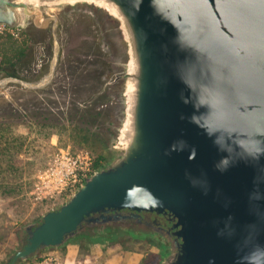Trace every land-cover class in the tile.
I'll list each match as a JSON object with an SVG mask.
<instances>
[{
  "label": "water",
  "instance_id": "obj_1",
  "mask_svg": "<svg viewBox=\"0 0 264 264\" xmlns=\"http://www.w3.org/2000/svg\"><path fill=\"white\" fill-rule=\"evenodd\" d=\"M81 3L114 18L126 44L117 154L23 226L4 264L85 229L124 230L125 210L176 219L181 242L161 264H264V0H0V25L46 28L41 8Z\"/></svg>",
  "mask_w": 264,
  "mask_h": 264
},
{
  "label": "rangeland",
  "instance_id": "obj_2",
  "mask_svg": "<svg viewBox=\"0 0 264 264\" xmlns=\"http://www.w3.org/2000/svg\"><path fill=\"white\" fill-rule=\"evenodd\" d=\"M66 7L41 8L46 28L30 19L24 30L0 29L9 45L27 49L26 57L7 69L9 75L0 69V82L16 81L0 85V264L13 253L23 226L68 200L64 193L48 194L44 172L66 155L82 162L98 155L107 159L109 140L124 119V90L122 98L112 85L123 55L125 74L128 61L119 23ZM158 261L152 240L122 236L96 249L82 241L45 250L22 264Z\"/></svg>",
  "mask_w": 264,
  "mask_h": 264
},
{
  "label": "flooded vegetation",
  "instance_id": "obj_3",
  "mask_svg": "<svg viewBox=\"0 0 264 264\" xmlns=\"http://www.w3.org/2000/svg\"><path fill=\"white\" fill-rule=\"evenodd\" d=\"M66 8H86L98 14L100 19L104 20L108 17L111 21H113V23L118 24V22L108 16L105 11L92 5L77 4ZM123 57L124 61L120 64L122 69L118 75H115L114 81L112 82V85L115 86V92L121 94V96L123 95L124 90V65L126 63V55H123ZM116 134L117 133L115 131L109 140L108 157L103 163L102 168H105L106 164L116 157L117 150L114 148V139L116 138ZM123 213L131 217L128 228L124 230L118 228L116 230H109L108 232L100 231L99 233L95 231L96 229H85L84 235L87 236V239H78L73 244L85 241L88 245H91L96 249L103 247L106 244L117 242L122 236H129L136 239L152 240L159 249V261L157 264H161L165 258H169L172 254H176L177 243H180L181 240L174 236L176 229H173V225L176 223V219L172 216V214H169L168 212L161 214H157L155 212L133 213L126 210L123 211ZM26 237L27 233L19 230L17 233V246L15 249L22 246L23 242L26 241Z\"/></svg>",
  "mask_w": 264,
  "mask_h": 264
},
{
  "label": "built area",
  "instance_id": "obj_4",
  "mask_svg": "<svg viewBox=\"0 0 264 264\" xmlns=\"http://www.w3.org/2000/svg\"><path fill=\"white\" fill-rule=\"evenodd\" d=\"M0 29L10 30L2 25ZM82 160L76 156L74 158L65 156L56 161L54 166L46 170L43 174L45 182L48 185V194L64 193L69 198L92 174V161L86 158Z\"/></svg>",
  "mask_w": 264,
  "mask_h": 264
},
{
  "label": "trees",
  "instance_id": "obj_5",
  "mask_svg": "<svg viewBox=\"0 0 264 264\" xmlns=\"http://www.w3.org/2000/svg\"><path fill=\"white\" fill-rule=\"evenodd\" d=\"M9 36H0V69L3 73L9 75L8 68H12L17 63H19L27 55V49L24 46L19 45H9ZM106 161L101 155H98L92 160L91 173L102 169L103 163ZM18 188H20L19 182L17 183ZM76 244V243H75Z\"/></svg>",
  "mask_w": 264,
  "mask_h": 264
}]
</instances>
